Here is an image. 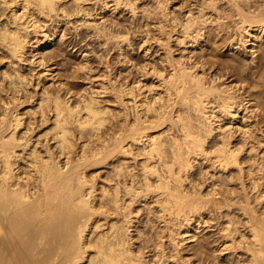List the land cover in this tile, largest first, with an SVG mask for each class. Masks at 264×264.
Returning a JSON list of instances; mask_svg holds the SVG:
<instances>
[{
    "label": "bare ground",
    "instance_id": "1",
    "mask_svg": "<svg viewBox=\"0 0 264 264\" xmlns=\"http://www.w3.org/2000/svg\"><path fill=\"white\" fill-rule=\"evenodd\" d=\"M94 1L0 0V63L2 65V60L6 58L7 63L11 62L6 68L12 70L8 72L1 69L4 71L2 79L7 78L5 81L8 83L4 82L3 87L0 84V264H182L184 260L180 262L181 251L177 248L181 246L180 237L179 240L177 237L190 232L192 222H197L198 228L203 222L201 219L202 216L204 219L205 212L221 209L223 211L224 208L226 213L223 220H226V224L222 227L219 224V230L228 245L221 250L229 249L233 251L231 253H236L238 258L244 257L240 259V264H264V207L262 212L258 211L251 206L250 199L245 195L243 204L239 203L238 208L243 218L236 221L232 207L237 204L224 195L220 187V190L218 187L211 188L207 196H203L200 191H196V185H187V179L190 177L188 174L199 159L203 164L208 163L214 170L226 172L235 168L241 177L251 174V169L245 172L239 156L245 151L244 146L250 145V150L253 151L257 148L256 144H263L256 141L253 130L258 129L256 133L259 132L260 137L264 138V112L259 110L255 100L256 91L259 93L261 90L255 91V88L264 87V0H201L200 3L196 0L198 3L193 4L195 10L182 14V18L178 17L181 19L179 25L175 17L172 21L173 14H166L165 18L172 15L166 20L171 19L169 21L176 23L182 32L181 35L179 33V36H182L178 38L179 44H184L185 40L189 39L191 44L189 43L188 47L193 50L200 47L205 53L199 56L197 61H190L189 58L187 64L183 58L177 59L171 54V46L167 47L169 50L165 51L168 55L163 59L166 62L163 71L167 73L159 71L157 75L153 74L158 78L156 86L160 87V92L151 97L148 94L149 96L142 95L140 98L143 88L140 82L138 84L136 81L138 85L135 87V84L134 88L132 83L126 86L125 82L123 87L122 82L117 83L121 79L114 80L115 88L111 89L115 92L113 97L123 104L122 106H128H124V110L125 107L127 110L122 112L123 114L119 113V116L112 109L111 111L109 108H101L100 100L93 95H88V99L78 100L79 102L73 105L75 101L71 103L72 98L69 95L67 98L63 97L65 91L60 92V87L55 94L47 92L48 90L41 91L42 94L36 92L39 93L36 95L40 96L32 100L28 97L30 91L26 90L31 81L27 82V77L19 73L16 67L14 69L18 72L9 67L15 63L14 60L18 63L23 60L30 28L35 33L39 32L46 26L40 24L42 19L39 21V16L48 19L54 16L52 13L56 16V13L62 12L59 13L60 16L63 14L62 17L65 15L68 19L88 18L91 14L88 13L90 6L87 5L92 3L91 5L97 7L95 4L98 3H93ZM96 1L99 2L98 5L101 4L102 9L113 7L111 12L116 13L117 10L125 8L132 15H137L136 12L143 2ZM156 2L158 4V1ZM166 2L164 7L160 6L168 11L169 0ZM144 6L143 3V8ZM93 8L90 10L94 11ZM81 18L80 22L77 20L81 26H88L89 29L93 26L94 31L99 29L96 26L101 22L96 21V18L91 21L85 18L84 22H81ZM104 23L100 26L101 30L99 29L103 33L97 31L100 35H107L104 31L110 34L107 30L113 27H110L111 24L106 27V22ZM168 23L165 26H168ZM160 24L162 23L159 22L158 25L161 26ZM209 24H215L214 30H218L213 36H206ZM231 26L235 28L237 38L219 41L217 44V36L229 29L231 32ZM111 31L113 32V28ZM46 34L45 32L42 41L40 38L38 50L49 44L50 38ZM114 34L112 36H118L121 40L126 36L122 37L120 34L121 38L119 34ZM110 36L108 37L112 38ZM98 37L100 38L97 34ZM109 38L104 37L106 43ZM120 39L118 41H121ZM126 39L128 36L121 42L125 43ZM249 42L250 62L245 63V60L242 62L241 59L230 56V60L219 61L220 64L214 62L210 71L207 70L210 63L207 59L209 48L218 53L217 50H233L238 47L235 44H241L247 49ZM106 43L105 45L108 44ZM256 52L258 53L254 56ZM39 61L43 62L41 59L38 63ZM224 68L229 69L228 72L225 71L226 75L222 72ZM155 69L152 68V72L146 70L149 72L147 74L153 73ZM234 75L240 78H233L228 82ZM252 76L262 82L252 79L257 82L255 86L252 85V80H248ZM60 83L59 86L63 88V82ZM116 83L120 84V87H116ZM67 85L68 83L65 86ZM17 91L24 93L27 100L24 97V100H21L23 98L15 94ZM70 95L73 96L72 93ZM125 98H129L128 103ZM31 100L37 101L34 102L36 105L33 103V108L29 106L30 109L22 113L20 109L28 105V102L32 103ZM247 119L250 122L243 124L244 129L239 126L234 131L235 125H239L238 120L239 123H245ZM238 132L245 141L241 146L235 147L233 143L237 140ZM164 134L165 140L162 136ZM101 167L106 168L103 170L104 178L95 175ZM97 177L103 179L99 182ZM257 198H264V193L260 192ZM258 199L257 202L260 201ZM140 204H143L142 207H139ZM143 207L155 209L159 213L164 229L159 228L158 232L161 230L163 236L170 237L169 243L173 250L169 251L163 247L153 253V250L149 249L148 253L151 255H147L146 251H142V247L135 246L138 239H134L133 235H137ZM237 223L241 224L242 230ZM183 225H186V229L182 234ZM195 235L187 236L192 240Z\"/></svg>",
    "mask_w": 264,
    "mask_h": 264
},
{
    "label": "rangeland",
    "instance_id": "2",
    "mask_svg": "<svg viewBox=\"0 0 264 264\" xmlns=\"http://www.w3.org/2000/svg\"><path fill=\"white\" fill-rule=\"evenodd\" d=\"M156 1H158V4H156L157 3ZM160 1L159 0H146V1L143 0L142 5H140L142 7L139 6V10H140V8H141V10L140 11L138 10L136 12L137 15L133 14L134 16L132 15L131 12H129V10H126L125 8H122L123 10L121 9V11L117 10L116 13L115 12H111L113 7H110V9L112 8L111 10L109 8L102 9L101 8V4L98 5L99 2L96 1V0L93 3L97 2L98 4H95V5H97V7H95L94 4L91 5L92 3L87 5V7L90 6L88 8L89 9L88 13H90L92 16L89 14L90 16H87L88 18L85 17L86 19L84 17H82V18L80 17L81 20H82L81 22H84V19L85 20L89 19L91 21V19L93 20V18L96 16L95 17L96 21H98L99 23L101 22L99 24V26H96V27H99V29H100V26L105 24L104 21L106 22V25H105L106 27H107V24H109V25L111 24L110 27L111 26H113V27H111V29H110L109 25H108V28L110 30L107 28L108 29L107 31H109L110 34H112V33L113 34L115 33L114 35H116V34L118 35L119 34L120 37H121V35H122V37H123V35L124 36L126 35L125 36L126 38L128 36V39L125 40V43L121 42L122 40L124 42V38L125 37L121 40L120 38H118V36L114 37V36H112L113 34L110 36V34L108 32L104 31V33L107 34L108 36L112 37L113 38L112 39V38H109L107 35H103V34L100 35V33H98L97 31L103 33V31H100L101 29L100 30L99 29L98 30L95 29L97 31H94V27L93 26H90L91 29H89L88 26H86L88 28L87 29L86 27H84L85 25L81 26L80 23H78V22H80L79 21L80 18H78V17L77 18L74 17L76 19H74L73 17H71L72 19H70V18L68 19V16L65 17V15H64V17H62L63 14L60 16V14L62 12H59L60 14L56 13V16H55V14L52 13V15H54V16L48 17V19H47V17L42 18L43 16H39L40 17V18L38 17L39 21H40V19L43 20V21L42 20L40 21V24L43 23L44 26L45 25L46 26L42 28L43 30L40 28L42 31L38 30L39 32H36L37 34L34 32V30H32V28H30L29 31L31 33L29 32L30 35H28L29 37L27 38L29 42H27L26 49H25V54H24V56L22 58L23 60L19 61L20 63H18L17 60H14V62L16 64L13 62L14 64L13 63L12 64L14 66L10 64L9 67L12 68L14 70V72L15 71L16 72L19 71V73L23 74V76H26L27 77V82L31 81L30 85H29V83L26 82L27 85H29L28 88H26V90L30 91V94H29V92H27V91L26 92L30 95V96L28 95V97H30L32 100H35L37 98V96H40V95H36V94H39V93L42 94L43 92L41 93V91L48 90L47 92L55 94L56 91L60 90V92H62V91L64 92L65 91L64 93H65L66 96L63 93H61V94L64 95V96L62 95L63 97L67 98L68 95H69V97L71 96V98H72V99H70L71 103H73L75 101V103H73V105L77 104L79 101H81L84 98L88 99L89 98L88 95L90 97L93 95V97H95L98 100H100L99 104L101 103L100 104L101 108L103 107V109L104 108H109L110 110L112 109V110L115 111V114L117 113V115L119 113H122V112L124 113V112H126L125 110H127L126 107H125V110H124V106H127V105L124 104V106H122L123 104L118 103L119 101H117V99L115 100V97H113L114 96L113 94L115 92L111 90L112 88H115L114 86H115V82L117 80L119 81L121 79L117 83L122 82V85L126 82V84H124L126 86L127 85L130 86L131 83H132L133 87H134L135 84H136L135 85V87H136L139 84L138 82H140L141 86L143 87L142 90L140 91V93H141L140 94V96H141L140 98H142L145 95L146 96L150 95V97H151L155 93H157L158 91L160 92V89H159L160 87L156 86V84H158L157 83L158 82V78H157V76H155V75H157L156 73L159 72V71H161V73L162 72L165 73V74L167 73L166 71H163L165 69V67H166L165 66L166 62L164 61L166 59L165 56L168 55L166 51L169 50V49L168 50L166 49L167 47L169 48L171 46V48H172L171 49V54L174 55V57L177 58V59H179V58L182 59L183 58L182 60L185 63L189 61V58H191L190 61H194V60L197 61V60L200 59L199 56H201L203 53H205L204 50L201 51L200 47L196 48L194 50L192 49V47H188L191 44V41L189 39L185 40L186 42L184 44H182V43L179 44V42H178L179 41L178 38L182 37V36H179V33L181 32V31H179L180 28L178 26L180 21H181V19H179V18L180 17L182 18V16L187 11L195 10V5H196L197 1L196 0H171V1L169 0L167 6L170 7L169 9H171L170 10L171 12L169 11V9H168V11H169L168 12L167 10H164V8H163L164 7L163 6L164 2L167 3L166 0H160ZM199 1L201 2V0H198V2ZM162 2H163V4H160ZM143 3L145 5L144 8H143ZM145 3H147V5ZM193 4H195V5H193ZM155 5H156V7L154 8ZM160 5H162L163 7L160 6ZM164 5H166V4H164ZM99 6H100V8H98ZM158 6H160V7L158 8ZM93 7H95V8H93ZM161 7H162V9H161ZM92 8H93L94 11L90 10ZM124 9H125V11H124ZM143 9H144V11H143ZM103 10H105V12ZM166 11H167V13H166ZM162 12L163 13L165 12V14H163ZM170 13L173 14V17H172V15L170 17L169 16L168 17L169 18L172 17V21H173V19L175 17L176 23H178V25L176 23H173L172 21L170 22L169 20H171V19L166 20V18H168V17L165 18L166 14L170 15ZM187 14H188V12H187ZM100 17H101V19H100ZM50 18H52V19H50ZM69 20L72 21V22H69ZM73 20H74V22H73ZM77 20H78V22H77ZM44 21H46V22H44ZM107 21L108 22L110 21V22L107 23ZM113 22H115V23L118 22L119 24L117 23L115 25V23H114L112 25ZM159 22L162 23V24L163 23H165V24L164 25L160 24L161 26H159L158 25ZM167 22H169L168 26H165V25H167L166 24ZM65 23H66V27H65ZM175 24L177 26H175ZM209 25L207 26L208 28H206L207 30L205 29L206 32H207L206 36H213V33H215V31H218V30H216V29L214 30V28H216L215 24H209ZM77 26L80 27V28H76ZM169 26H171V27H169ZM232 26H231V29L233 28ZM92 27H93V29H92ZM44 28L45 29L47 28V29L44 30ZM82 28H84V29H82ZM112 28H113V32L111 31ZM160 28H161V30H160ZM233 29H232L231 32H230V29L227 32H221V34L219 36H217V38H216L218 40H216L215 42L218 41L217 42V44H218V43H220L223 40H230V39H233L234 37H236L235 34L237 35V33L235 31V28H233ZM45 32L48 34V36L50 38V40L48 42L49 44L46 47H44L43 49L38 50L37 47L40 44V42L42 41L43 35L45 34ZM53 32H54V35H53ZM96 32L100 36V38L99 37L97 38ZM168 32H169V34H167ZM181 33H180V35H181ZM35 34L37 36H35ZM61 34H63L64 36L62 37ZM171 34H173V35H171ZM102 35L105 38L107 37V38L110 39L107 42L108 44L106 43V39H104V37H102ZM167 37H169V38H167ZM40 38H41V41H40ZM166 38L168 40H166ZM118 39H120L121 41H118ZM160 39L163 40V41L161 42ZM116 40H117V42H116ZM145 40H147V42H145ZM37 42H39V43H37ZM105 43L107 45H105ZM141 43H143V44L145 43V44L142 45ZM250 43L251 42H249V44L247 45V49H245V47L241 46V44H235L239 48L237 47L236 49H233V50H226V48L225 49H220L221 51L217 50L218 53L216 51H213L214 50L213 48H209L208 49L209 53L207 54V59H208V61L210 63H208V65H207V70L210 71L211 64L214 63V62H219V61L224 62V61H228V59L230 60V58H231L230 56H232V57L235 56L239 60L241 59L240 61H242V62H244V60H245V63L250 62L251 61V52H250L251 45H250ZM163 44H165V46ZM119 45H121V46H119ZM140 46H142V47L140 48ZM162 46H164V47L162 48ZM147 49H149L148 52L146 51ZM105 51H106V53H105ZM38 52H39V54H38ZM40 52L43 53V54H41ZM165 52H166V55H165ZM257 53L258 52H256L254 54V56ZM33 59H34V61H33ZM39 59L43 60V62L39 61V63H38ZM4 60H6V58H4ZM4 60H2V63H3L2 65L3 66L0 63V72H2L4 69H6L8 72H10V71L12 72V70H8L9 68L8 69L6 68V67H8L6 65H9V63H11V62L8 61L9 63H7V60H6V62ZM107 63H109V64H107ZM87 64H89V65H87ZM128 64H130V65H128ZM187 64H189V62ZM217 64H220V62L217 63ZM144 66H145L146 69L144 68ZM15 67H16V69L18 71L14 69ZM2 68H3V70H1ZM152 68H156L155 71L153 73H151V74H147L149 72H152ZM146 70H148L149 72H147ZM217 70L219 71L220 69L217 68ZM225 71L228 72L229 69H227V70H226V68L222 69V72L226 75ZM3 72H2L3 75L0 73V84L2 85V87H3L4 82H7V81H5V80H7V78L6 79H2V76L4 78V73ZM211 73H212V70H211ZM213 73H215V72H213ZM141 74H142V76H141ZM143 74H144V76H143ZM153 74H155V75H153ZM38 75H40V76H38ZM148 75H149V77H146ZM61 78H63V79L61 80ZM233 78H236L238 80L240 78V76L234 75L232 78L228 79V82L231 81ZM109 79H111V80H109ZM252 79H253V76H252L251 79L248 78V80H250V81ZM262 79L264 81V78H262ZM114 80H116V81L114 82ZM253 80L254 81H256V80L257 81H261V79L258 80L257 78L255 80V77H254ZM253 80H252V82H253ZM56 81H57V83H56ZM59 81L63 82V84H64L63 88L64 89L61 87L62 84ZM136 81H137L138 84L136 83ZM58 82L61 84V86H59L60 84ZM112 82H113L114 85L112 84ZM67 83H68V85L66 87L65 85ZM109 83L112 84V85H110ZM117 83H116V87H120L121 83L119 85ZM255 83H257V82H253L252 85L255 86L256 85ZM5 85H6V83H5ZM98 85H100V86H98ZM122 85H121V87H122ZM124 85H123V87H124ZM102 86H105L106 88L104 89V87H102ZM25 87H27V86L25 85ZM59 87H60V89H59ZM66 88H69V89H66ZM107 89H108V91H106ZM258 89L259 90L261 89L260 92H262L264 87L261 88V87L257 86V89L255 88V91L258 90ZM18 90H20V88ZM69 90H70V92H69ZM18 92L19 91L15 92V94L17 93V96H19V98H23V97L25 98V96L23 95L24 93H21V91H20L19 93L22 94L20 96V94H18ZM22 92H24V91H22ZM36 92H39V93H36ZM66 92H68V94ZM106 92H108V93H106ZM260 92L258 93L256 91L255 100L257 102L256 103L257 107L263 113L264 112L263 111V109H264V91L262 93H260ZM69 93L70 94L72 93L73 96L70 95ZM261 94H263V95H261ZM25 95H26V93H25ZM24 98L21 99V100H24ZM25 100H27V97L25 98ZM125 100H127L126 101L127 103L129 102L128 101L129 98L128 99L125 98ZM34 102H37V101H34ZM34 102L33 101H32V103L28 102V105H26V103H25L24 104V105H26L25 107L22 105L23 106L22 108H23L24 112H23L22 108L20 109V111L22 113H25L26 109L27 110L30 109L29 106H31V108H33L36 105V103H34ZM240 117H241V115H240ZM252 118L250 120L251 122L253 121ZM239 121L240 120H238V123H237V125L238 124L239 125L238 126L235 125L234 131L236 130L235 128L239 127V126L243 127L242 129H244L245 126H243V124L247 125V123L250 122L248 119L246 120L245 123H241V122L239 123ZM159 129L161 130V128H159ZM256 130L258 131V129L253 130V132H254L253 136L256 137V141L258 140L259 142H261L263 144H260V145H259V143L256 144L257 148H255V150H253V151L250 150L251 149L250 145L249 146L246 145V146H244V150H245L244 152L246 154L244 152H242L240 154V156H239L240 157V161H242V167L245 169V172H247L248 170L251 169V174H248V175L246 174V175H243L241 177V176H239V173L236 171L237 169H235V168L231 169L230 171L227 170L226 172L225 171H221L219 169H215L214 170L212 167L210 168L208 163H204L203 164V161H201L200 159L195 162V165L192 168L193 170L191 169V172H189V174H188V176H190V177H188V179H187V185L188 186H190L191 184L196 185L195 186L196 191H198V192L200 191L203 194V196L204 195L207 196V193H209V190H211V188H217L218 187V189H219V187H220L222 189L221 191L224 193V195H226L227 197L229 196L228 198L232 199V202L237 204L236 207H235V205H234V207H232V210H233L232 214H234L233 217L236 216L235 217L236 221L240 220V218L241 219L243 218V216L241 217L242 213L239 212L240 210H238V208L240 207L239 203L243 204L242 200H244L243 197H245V195H246L247 198L250 199V200L249 199L248 200H249L251 206L254 207L255 209H257L258 211L262 212L261 209H263L262 207H264V198H262V199H258L257 198L258 194H260V192L264 193V173H263L264 172L263 171V169H264V164H263L264 163V161H263L264 160V148H263V146H264V138L260 137L259 132L256 133L257 132ZM151 131H154V130H151ZM156 131H159V130L156 129ZM164 135H162V136H163V139L165 140L166 135L165 136ZM244 141H245V139L242 136H239V132H238L237 133V140H234L233 144H234L235 147H239V146H241L244 143ZM257 150H258V152H257ZM247 152H248V154H247ZM254 152H255V154H254ZM257 155H259V156H257ZM207 168H210V169H207ZM105 169H106L105 167H101L99 170L96 171V172H98V171L99 172L97 174L95 173V175H98V176L102 177L104 175V171L103 170H105ZM228 172H230V173H228ZM103 178H104V176H103ZM103 178L97 177V179H99L98 180L99 182ZM238 178H239V180H238ZM240 178L243 179V180H241ZM199 180H201V181H199ZM241 183H243V184H241ZM240 184L242 186H240ZM251 184H252V186H251ZM254 185H256L255 188H254ZM213 186H215V187H213ZM202 187H203V189H202ZM228 189H229V191H228ZM232 191H234V194L232 193ZM231 193H232V197H234V198L230 197ZM236 193H238V194H236ZM239 197H240V199H239ZM256 199H258V201L259 200L260 201L257 202ZM142 205L143 204H140L139 207H142ZM148 210H151V209H144V207H143L141 212H140L141 216H139V220H140L141 223H140V225L138 227L139 229L137 231V235H133V237L135 236L134 239H136V240L138 239L136 241V243H135V246L142 247L141 248L142 251H144V252L146 251L147 255H151L150 253H148L149 249H150V251L153 250L152 251L153 253L160 251L161 249H163V247L167 248L169 251L173 250V247L169 243L170 242V240H169L170 237L166 238L165 237L166 235L163 236L164 233L161 232V230L164 229V224H163V221L160 218V216H158L159 213L155 209H153L151 211H148ZM225 210H226L225 208L223 209V211H222V209L220 211H214L213 210V211L209 212L211 214H209L208 212H205L206 215L203 214L205 220L203 219V216H202L201 220L203 222L201 221L202 223L198 225L199 226L198 228L196 227L198 223L197 222L196 223L192 222L193 226H191L192 228L191 227L189 228L190 232H188L187 234L185 233L186 235L183 234L185 232L186 225H183L184 227H182V228H184V229L181 230L183 236H178L177 237V239L180 237L179 244L181 245L179 247L177 246L179 252L181 251L179 253V254H181V256L179 255L180 256V262H182L184 260L183 262L185 264H193V263L194 264H213L216 261L214 264H236V263L240 264L241 260L244 259V257L238 258L235 255L236 253H231L233 251L229 250V249L228 250H224V251L221 250V249H225L226 248L225 246L228 245V242L223 240L222 233L219 230L222 227V225L226 222V220L225 221L223 220L225 218V216H223L226 213ZM152 211H154V212H152ZM228 212H229V210H227V213ZM237 215H239V217ZM244 219H245V217H244ZM159 220H160V223H158ZM222 221H224V222H222ZM149 222H150V224H149ZM219 224L221 225V227H220ZM237 226L242 230L241 224L237 223ZM159 228L161 229L159 231V232H161V234H159V232H158ZM195 229H197L196 232H195ZM195 233H196L197 236L195 235ZM191 234L195 235L194 237H192V240H191V238H189V236ZM218 234H219V236H218ZM160 235L163 238H160L161 237ZM187 235H189V236H187ZM164 237L166 239H164ZM182 239H184L185 241L183 240V242H182ZM162 243H163L164 246L162 245ZM159 244H161V245H159ZM154 247H156V248H154ZM167 249H166V251H168ZM182 256H183V258H182ZM244 256H246V255H244ZM183 262H182V264H184ZM228 262H230V263H228Z\"/></svg>",
    "mask_w": 264,
    "mask_h": 264
}]
</instances>
